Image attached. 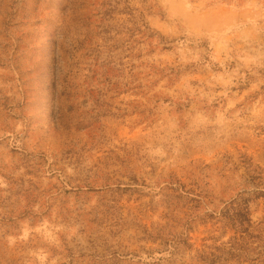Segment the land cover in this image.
<instances>
[{"label": "rangeland", "instance_id": "obj_1", "mask_svg": "<svg viewBox=\"0 0 264 264\" xmlns=\"http://www.w3.org/2000/svg\"><path fill=\"white\" fill-rule=\"evenodd\" d=\"M250 163L264 0H0V264H209Z\"/></svg>", "mask_w": 264, "mask_h": 264}, {"label": "trees", "instance_id": "obj_2", "mask_svg": "<svg viewBox=\"0 0 264 264\" xmlns=\"http://www.w3.org/2000/svg\"><path fill=\"white\" fill-rule=\"evenodd\" d=\"M248 176L245 185V192L248 198L242 202L233 201L225 208L215 212L211 217L222 222L227 228L232 227L239 234L238 237L231 239L230 243L224 248H216L217 254H206L209 264L225 263L229 261L256 262L264 261V235L254 236L251 234L252 220L250 218V202L264 198V173L260 167L248 165ZM248 190V192L246 191ZM157 235H161L158 233ZM188 237H171L169 245H173L174 251H180L181 245L190 248ZM168 243V242H166ZM173 253V251H171Z\"/></svg>", "mask_w": 264, "mask_h": 264}]
</instances>
